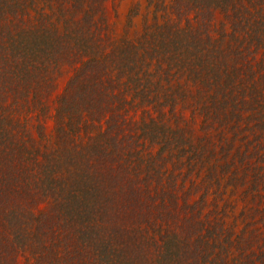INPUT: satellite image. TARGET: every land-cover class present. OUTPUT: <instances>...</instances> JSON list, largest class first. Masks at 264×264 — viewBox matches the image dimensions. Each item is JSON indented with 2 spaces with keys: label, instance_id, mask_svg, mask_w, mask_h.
Here are the masks:
<instances>
[{
  "label": "trees",
  "instance_id": "trees-1",
  "mask_svg": "<svg viewBox=\"0 0 264 264\" xmlns=\"http://www.w3.org/2000/svg\"><path fill=\"white\" fill-rule=\"evenodd\" d=\"M105 1L0 0V264H264V233L245 232L264 209L234 233L210 190L264 181V0H168L161 26L149 0L152 25L118 42ZM194 116L226 153L177 185L163 155L202 150Z\"/></svg>",
  "mask_w": 264,
  "mask_h": 264
},
{
  "label": "rangeland",
  "instance_id": "rangeland-1",
  "mask_svg": "<svg viewBox=\"0 0 264 264\" xmlns=\"http://www.w3.org/2000/svg\"><path fill=\"white\" fill-rule=\"evenodd\" d=\"M51 1V10H48L46 7H42L41 5L38 6V8L43 9L44 15H50L52 12H55V0ZM152 3H154V0H151ZM168 0L164 2L165 10L163 11H157L155 13L156 21L159 26L162 25V18L166 17L168 18L169 11H168ZM65 9V8H64ZM135 12V15L130 18V26L126 28V24L128 21L129 13L131 11ZM104 14H103V21L104 26H106L111 34H113V39L115 42H118L123 38V33L125 30L128 32V37H139L142 35V27L145 23L147 26L152 25V17L153 13L155 12L153 4H149V0H106L104 3ZM164 16V17H163ZM96 19V18H95ZM169 19H174L172 16L169 17ZM222 20V17L219 14H214V23H218ZM145 21V22H144ZM103 25V24H102ZM184 25L182 24L179 29L183 28ZM98 28L102 29L100 25H98ZM57 30H61V24L58 23L56 25ZM151 32H153V29H150ZM216 37V35H214ZM141 40V39H140ZM136 41V40H134ZM158 42V40L156 41ZM136 43V42H135ZM63 70V73L61 77L59 78V81L57 83L59 90L62 89L66 81L71 75V72L68 71L65 73ZM184 80V76L181 79H174L169 82L168 85H165L164 83H161L160 89H158L156 92L152 93L151 96L160 94L162 92L170 93L172 91H176L175 88L178 84H181ZM154 82V81H153ZM151 90V89H150ZM190 95H194L195 90L193 88L188 89ZM179 102V101H178ZM185 104H190L191 101L189 99H184ZM185 107V106H184ZM149 107L146 108L148 110ZM175 111H178V109H181V104L177 103L174 105ZM184 119L188 120L189 118V112L185 111L183 113ZM193 125L192 128H190V133L187 134L184 138V140H188L189 143L192 145V147H202V150L199 151V148L195 149V154L188 152L185 154L180 155V157L176 158L175 154L176 152L173 151L170 156L167 157L166 154L163 155L164 158H169V161L167 162V169L171 170L172 165L174 163L176 165H180L181 169L174 171V174L177 175L180 173L181 175L178 177V181L176 182L177 185L180 184V179L182 178V175L186 173V171H192V175L194 176L195 173L198 171V177L201 180L206 175V168L209 167L212 163L216 161L218 165H222V158L225 155V151L219 152L220 148H224L226 143L220 142L216 146L214 143L216 142L215 138L210 139L207 143L206 141H203L202 138L205 136H211L214 134V131H207V135L199 131V123L200 118L198 116L193 117ZM51 128V123H47V130L46 132L49 134V130ZM223 139L228 142L230 139L229 133L225 132L223 134ZM202 140V141H201ZM235 147L239 145V143H234ZM157 146L154 147L153 151L157 150ZM226 148V147H225ZM232 152V151H231ZM230 152V153H231ZM230 155V154H229ZM229 159V156L226 158V160ZM208 162L209 166H204L201 170H198L199 164L201 162ZM196 164L194 167L193 165ZM218 172H216V177H218ZM194 177H192L193 179ZM214 178V176H213ZM198 179V180H199ZM214 179H212V182ZM219 187H211L210 190H215L216 194H220V199L217 203V212L220 211V209L224 208V218L223 223L225 226L228 225H235L234 233H239L240 230H243L244 223L245 222H257L259 214H252L251 210L253 209H264V181L256 186V190L254 192L247 191L249 188V184H246L244 186H238L234 189L231 187H227L224 190L222 189L221 185L223 183V180L220 181ZM262 184V185H261ZM187 188V182H184V189ZM189 203H192L194 200H196V196H191L189 198ZM211 202L210 195L208 198L205 199L206 205H209ZM248 216V218H247ZM220 217V216H219ZM251 217V219H250ZM247 218V219H246ZM244 219L246 221L244 222ZM250 230H258L259 232L264 233V225L260 223H254L251 227L246 228L245 232H248Z\"/></svg>",
  "mask_w": 264,
  "mask_h": 264
}]
</instances>
